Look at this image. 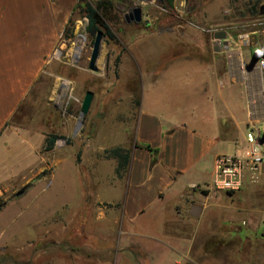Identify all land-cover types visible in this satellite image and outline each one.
I'll list each match as a JSON object with an SVG mask.
<instances>
[{"label":"rangeland","instance_id":"obj_1","mask_svg":"<svg viewBox=\"0 0 264 264\" xmlns=\"http://www.w3.org/2000/svg\"><path fill=\"white\" fill-rule=\"evenodd\" d=\"M84 1L95 5L97 0ZM111 1L114 10L108 25L114 39L103 36L97 71L88 68L95 35L85 30L87 20L75 10L70 16V32L68 29L65 35L63 31L44 71L9 122L63 138L56 140L53 149L41 151L47 164L21 195L15 196V191L0 193L6 201L0 209V264H199L189 255L184 258L176 254V261L168 260L172 245L140 235L142 230H136L134 222L125 218L122 211L125 180L115 174L116 160L103 153L105 148L130 146L133 140L138 107L135 100L139 97L144 70L137 69L130 56L122 60L129 42L148 25L144 19H150L153 27L177 11L174 3L170 7L164 0L167 13L148 5L141 8L145 14L142 22L127 23L123 14L132 1ZM175 4L182 12L194 5L192 19L207 24L208 29L225 31L231 50L240 52L243 61L247 62L253 47L264 40V10H260L264 0H175ZM198 4L211 11H204ZM255 7L257 13L253 12ZM208 33L207 37L212 38L213 33ZM241 34L248 35L249 46H239ZM238 52L232 54L234 61L239 59ZM137 62L142 66L141 57ZM216 62L222 64L224 82L232 74L230 82L240 83L231 89L223 87L221 92L228 97L231 113L240 115L244 134L247 124L244 110L256 89L255 75L248 69L249 81L244 83L241 71L233 65L235 62L230 65L225 51L216 53ZM245 84L248 101L240 87ZM87 90L94 97L83 123H79L80 106ZM223 116L228 128V112H223ZM240 138L239 134L234 139ZM78 151L81 154L76 161ZM58 158H62L59 164L55 162ZM207 188L221 194L219 199L224 205H239L244 212L245 207H250L249 180L231 197L216 192L211 185ZM194 227L186 225L192 232ZM251 230L256 231L245 215L237 223H223L213 237L223 239L222 251L235 249L231 251L238 252L236 259L243 264L240 257L250 253L247 250L250 245L242 239L250 236ZM184 242L181 239L172 247L182 252ZM190 247L192 252L199 250L196 244ZM203 249H207L205 244L200 248ZM218 249L219 245L214 243L211 251Z\"/></svg>","mask_w":264,"mask_h":264},{"label":"crops","instance_id":"obj_2","mask_svg":"<svg viewBox=\"0 0 264 264\" xmlns=\"http://www.w3.org/2000/svg\"><path fill=\"white\" fill-rule=\"evenodd\" d=\"M77 2L0 0V193L29 185L47 164L41 154L46 133L9 122L44 71ZM173 3L177 12L170 20L153 27L149 21L122 57L130 56L136 68L144 70L133 140L126 147L131 152L122 177L123 214L134 222L136 230H142L140 235L160 244L173 246L181 239L186 241L182 252L171 246L168 260L176 261V254L189 255L199 264H239L238 252L231 251L235 249L222 251V238L215 240L220 247L217 252L200 248L216 236L223 223H237L246 215L258 235L251 230L250 236L242 239L250 245V253L240 260L243 264H264V163L256 181L244 180L243 185L250 181L251 199L245 212L239 205L222 204L221 194L207 188L215 158L243 152L246 146L240 115L231 113L228 97L221 92L223 87L231 89L240 83L230 82L232 74L223 81L222 64L216 62L218 52L211 46L213 37L195 27L206 29L208 25L192 19L194 5L182 12L175 0ZM240 87L248 101L247 85ZM255 106L259 107L251 101L245 105L246 129ZM223 112L229 114L228 128ZM239 134L241 141L234 139ZM61 161L55 160L58 164ZM216 192L231 197L237 191ZM191 201L194 204L189 205ZM187 224L195 226L194 232ZM192 244L199 250L192 252Z\"/></svg>","mask_w":264,"mask_h":264},{"label":"built area","instance_id":"obj_3","mask_svg":"<svg viewBox=\"0 0 264 264\" xmlns=\"http://www.w3.org/2000/svg\"><path fill=\"white\" fill-rule=\"evenodd\" d=\"M130 6L124 12V16L134 7L154 6L162 13H167L168 9L163 6L164 0H131ZM145 14L142 12V19ZM148 22L151 21L147 19ZM207 32L215 33L217 30L212 28H200ZM239 46H249V39L247 34L239 35ZM229 46V50L225 51L228 60L238 68V64L233 60L232 54L238 52L232 51ZM239 53V59L242 63L241 73L242 81L247 83L249 81V72L252 74L253 70L256 71L255 81L257 84L256 92L257 98L251 99L255 106V112H253V118L248 122L245 132V148L243 152H235L230 154H221L215 158L213 166V175L211 180V186L216 190H224L235 192L238 191L247 177L251 181H256L258 178L260 165L264 163V40L253 47L251 54L255 56V61L251 67L248 68L247 62L243 61L242 54ZM250 54V55H251ZM249 58V57H248Z\"/></svg>","mask_w":264,"mask_h":264},{"label":"trees","instance_id":"obj_4","mask_svg":"<svg viewBox=\"0 0 264 264\" xmlns=\"http://www.w3.org/2000/svg\"><path fill=\"white\" fill-rule=\"evenodd\" d=\"M168 5L171 7L173 5V0H166ZM207 1V0H203ZM78 11L83 17L86 18V26L85 30L90 35H95L98 30L104 29L103 36H106L107 39H114V35L108 25V20L111 19L113 10H114V4L111 0H97L95 5L90 4L89 2H86L84 0H78L76 3V6L73 9L74 11ZM72 12V14H73ZM254 13H257L258 10L256 7L254 8ZM72 24L71 19L69 18L65 28H64V34L67 35L68 29L70 32L69 26ZM135 104L138 106L139 100H135ZM63 138L61 135L55 134V133H48L45 138V142L43 145L44 151H49L53 149L55 142L57 139ZM69 141L66 139V142ZM130 149L123 147V146H114L112 148H105L103 150V153L105 157H111L116 160V166H115V174L118 177H122L125 174L129 159H130ZM81 151H78L76 154V161H79L80 159ZM228 193H231L229 191ZM6 201L0 196V209L5 205ZM215 237L208 239V241L205 242V248L212 249L214 246V243H217L218 241H215Z\"/></svg>","mask_w":264,"mask_h":264},{"label":"water","instance_id":"obj_5","mask_svg":"<svg viewBox=\"0 0 264 264\" xmlns=\"http://www.w3.org/2000/svg\"><path fill=\"white\" fill-rule=\"evenodd\" d=\"M260 10H264V4L261 5ZM125 21L127 23H140L142 22V10L140 7H134L132 8L125 16ZM144 24H148V20L144 19L143 20ZM102 38H103V32L102 30H98L95 34L94 40H93V44H92V49H91V53L89 56V62H88V68L92 71H97V66H96V61L98 59L99 53H100V48H101V42H102ZM212 46V50L214 52H221V51H228L229 50V44H228V40H227V35L226 32L223 30H219L217 32H215L213 34V42L211 44ZM255 56L253 54H251L248 58V68L251 67L255 61ZM94 97V93L90 90H87L84 94V97L82 99L81 102V106H80V123H83L89 109L92 103ZM26 187H28V185L23 186L21 189L17 190L15 192V196H19L21 195Z\"/></svg>","mask_w":264,"mask_h":264},{"label":"bare ground","instance_id":"obj_6","mask_svg":"<svg viewBox=\"0 0 264 264\" xmlns=\"http://www.w3.org/2000/svg\"><path fill=\"white\" fill-rule=\"evenodd\" d=\"M78 50H79V48H77V51H78ZM237 58H238V54H237ZM236 62H237V64H238V68H237V70H238V72H240V71H241V67H242V63L239 62V59H238ZM253 72L256 74V71H255V70H253ZM253 85H254V84H253ZM256 98H257V92H256V90H255L252 99H255V100H256ZM79 123H80V121H79Z\"/></svg>","mask_w":264,"mask_h":264}]
</instances>
